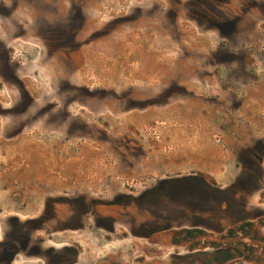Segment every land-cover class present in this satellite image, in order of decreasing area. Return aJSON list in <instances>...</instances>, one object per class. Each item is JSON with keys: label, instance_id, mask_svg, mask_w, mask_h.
<instances>
[{"label": "rangeland", "instance_id": "obj_1", "mask_svg": "<svg viewBox=\"0 0 264 264\" xmlns=\"http://www.w3.org/2000/svg\"><path fill=\"white\" fill-rule=\"evenodd\" d=\"M84 1L86 8L100 12L91 32L99 27L101 35L69 41L70 47L85 41L78 56L83 65L70 75L69 84H49L44 68L71 69L77 56L46 58L43 65L44 58L30 57L41 82L30 91L34 97L55 91L77 109L85 84L99 99V133L79 131L75 123L61 140L45 126V116L9 139L5 130L11 127V132L16 122L0 116V239L7 218H37L45 200L57 193L73 196L75 188L84 187L111 193L116 181L145 178L153 184L190 177L209 188L194 203L199 216L223 230L256 220L264 235V159L260 166L256 150L259 142L264 149V0H250L261 7L255 46L241 41V35L223 34L220 24L207 29V0H199L202 7L197 8L192 0ZM131 5L143 14L128 22L121 18ZM116 18L121 19L118 25ZM251 43L258 53L244 50ZM133 99L155 104L133 108ZM165 199L160 211L150 206L160 224L174 230L187 226L190 197H174L176 209ZM21 232L28 234L25 228ZM161 247L167 264L180 253L187 256L168 237ZM228 254L236 258L231 264H247L238 259L237 248ZM14 264L42 263L22 256Z\"/></svg>", "mask_w": 264, "mask_h": 264}, {"label": "flooded vegetation", "instance_id": "obj_2", "mask_svg": "<svg viewBox=\"0 0 264 264\" xmlns=\"http://www.w3.org/2000/svg\"><path fill=\"white\" fill-rule=\"evenodd\" d=\"M85 3L84 0H0V116L13 118L17 125L9 133L11 127L8 131L4 129L9 139L19 137L28 124L45 116V126L51 127L52 133L59 134L61 140L70 135L75 123L73 127L79 131L99 133V99L85 84L77 109L72 102L57 98L55 91L41 92L39 97H34L30 91V86L41 85L36 69L30 65V57L44 58L42 65L46 58L82 57L85 41L72 47L69 41L80 37L96 39L101 35L99 27L91 32V25L95 24L94 19L100 18V12L86 8ZM192 4L202 7L199 0H192ZM204 11L210 20L207 29H214L215 23L220 24L223 34L241 35V41H252L254 46L260 39L261 7L257 1L207 0ZM142 14L134 11L131 5L124 14L126 17L121 19L133 22ZM121 19L116 18L114 23L118 25ZM193 19L196 21L197 16ZM253 44L244 50L249 54L258 53L260 49L252 47ZM83 61L80 58L73 68L64 67L59 72L45 67L48 78L51 77L48 83H71L70 75L81 68ZM86 99L94 101L88 104ZM150 100L133 99L131 106L155 104V100ZM22 120L24 123L20 122ZM259 143L256 150L261 166L264 149ZM116 184L121 187L111 188V193L84 187L82 190L75 188L73 196L51 195L45 200L40 215L25 222L15 216L7 218V228L0 239V264H14L22 256L42 264H167L160 252L166 237L172 246L187 250V256L180 253L171 257L168 264H231L236 258L229 256L230 248H237L238 259L247 264H264L263 228L256 220H243L223 230L214 226L211 218L204 219L197 214L194 203L200 192L209 190L199 178L162 180L153 184L141 178L125 183L116 181ZM182 195L191 199L187 226L179 225L174 230L160 224L159 216L150 206L160 211L168 198L171 200L169 207L176 209L178 204L174 197ZM241 223L253 224L243 227L248 234L235 231L229 235V229ZM23 228L28 233L24 236ZM40 232L45 233L44 236H39ZM187 232L193 241L181 243L180 237ZM244 250L250 261L244 257ZM186 259L188 263H184Z\"/></svg>", "mask_w": 264, "mask_h": 264}, {"label": "trees", "instance_id": "obj_3", "mask_svg": "<svg viewBox=\"0 0 264 264\" xmlns=\"http://www.w3.org/2000/svg\"><path fill=\"white\" fill-rule=\"evenodd\" d=\"M252 225H253L252 223H241V224H239V225H235L234 227H232L231 229H229L228 233H229V235H231L232 232H235V231H241V232L246 236V235L248 234V232H247L246 230H244L243 227H244V226H252ZM173 238H174V240H175L176 236L173 237ZM180 240H181V243L184 242V241H186V242H191V241H193V237H192L191 234H189V232H187V234H186L185 236L180 237ZM262 240H263V239L261 238L260 241H262ZM241 244H242L243 246H245V247L247 246L246 243H242V242H241ZM252 250H253V249H252ZM244 253H245L244 257L246 258V260L250 261V259H248V258H250V257H249V255L246 253V250H244Z\"/></svg>", "mask_w": 264, "mask_h": 264}]
</instances>
